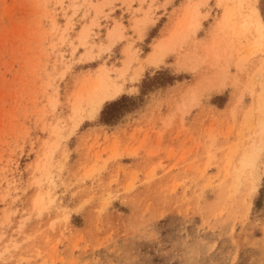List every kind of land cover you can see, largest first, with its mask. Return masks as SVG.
Here are the masks:
<instances>
[{"label":"rangeland","instance_id":"1","mask_svg":"<svg viewBox=\"0 0 264 264\" xmlns=\"http://www.w3.org/2000/svg\"><path fill=\"white\" fill-rule=\"evenodd\" d=\"M120 1L0 0V264H264V0Z\"/></svg>","mask_w":264,"mask_h":264},{"label":"crops","instance_id":"2","mask_svg":"<svg viewBox=\"0 0 264 264\" xmlns=\"http://www.w3.org/2000/svg\"><path fill=\"white\" fill-rule=\"evenodd\" d=\"M172 0H154L152 2V0H127L126 3H124L123 0H121L120 4L117 5L116 8H119L121 7L122 9V12H130L131 14V20H134L135 18L137 17H142L144 13L143 10H146L147 7H149V5H152V6H157V11H156V15H158L157 17L159 18L160 16L162 15H166L167 12H168V7H169V4L171 3ZM131 2V7H128L129 3ZM157 18V20H158ZM154 25H148V28H147V32L149 33V31L151 30V28H153ZM155 46V44H154ZM154 52V47L148 52V55L149 54H152Z\"/></svg>","mask_w":264,"mask_h":264},{"label":"bare ground","instance_id":"3","mask_svg":"<svg viewBox=\"0 0 264 264\" xmlns=\"http://www.w3.org/2000/svg\"><path fill=\"white\" fill-rule=\"evenodd\" d=\"M258 14H259V16H260V12L258 11ZM258 18H260V17H258ZM97 74V73H96ZM138 74V73H137ZM103 74L102 73H99L98 72V75L96 76V81H97V85H98V83L99 82H101L102 80H103ZM96 85V86H97ZM106 85V84H105ZM109 88H110V86H108ZM105 88L104 87V90H102V96H99L97 99H95L94 100V103H93V105H92V107H91V109H90V115L91 116H94V115H96L97 114V112L99 111V108L101 107V104H102V102H103V100L105 99V98H112V97H114L116 94H118L120 91H121V88H120V86H115V87H113L112 89H109V88ZM99 88V87H98ZM95 91H96V89H95ZM93 92V91H92ZM97 93V92H96ZM94 94V93H93ZM98 95V94H97ZM94 99V98H93Z\"/></svg>","mask_w":264,"mask_h":264},{"label":"trees","instance_id":"4","mask_svg":"<svg viewBox=\"0 0 264 264\" xmlns=\"http://www.w3.org/2000/svg\"><path fill=\"white\" fill-rule=\"evenodd\" d=\"M130 98L126 95L121 96L116 100H112L105 104L101 111V119L105 122H113L118 117V105L123 103V101H128Z\"/></svg>","mask_w":264,"mask_h":264}]
</instances>
